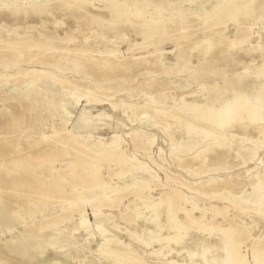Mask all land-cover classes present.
Masks as SVG:
<instances>
[{
	"label": "rangeland",
	"instance_id": "obj_1",
	"mask_svg": "<svg viewBox=\"0 0 264 264\" xmlns=\"http://www.w3.org/2000/svg\"><path fill=\"white\" fill-rule=\"evenodd\" d=\"M26 1L31 5L45 0ZM88 1L95 4L89 15L58 5L25 15L11 13L18 6L13 0H0V146L6 143L1 147L5 148L0 165L9 161L25 165L27 174L22 172V177L34 174L37 177L32 180L42 185L5 184V169L0 168V197L11 213L18 212L10 229L0 227V262L134 264L122 263L115 254L106 255V247L100 249L111 237L128 247L133 260L141 264H191L203 261L197 253L207 248V255L215 247L219 248L209 257L214 253V260L226 264L230 256L226 228L233 225L242 229L237 250L244 264H254L257 256L264 257V137L260 132L264 119L246 131L228 126L229 146L209 152L207 148L219 142L221 131L202 122H188L181 107L183 101L222 95L223 78L229 77L226 85L231 84L228 93H233L239 88L235 79L244 73L243 95L264 81V0L213 25L215 15L230 0L184 1L179 6L187 14L184 20L167 21L165 35L145 42L131 29L123 39L113 38L112 33L104 37L92 15L106 23L117 21L107 20L108 13L96 9L103 0ZM118 23L125 27L127 21ZM205 39L211 48L202 58L195 46ZM62 56L84 61L88 73L58 69L54 63ZM201 60L225 65V72L207 79L192 76ZM32 77L42 79L36 83V97L6 98L12 92L25 93ZM210 89H214L211 94ZM74 95L79 102L68 105L65 115L60 104ZM46 100L54 109L45 107ZM155 110L160 113L155 115ZM175 112L180 113L177 123L169 116ZM81 113L84 127L77 128ZM164 128L171 131L170 136ZM203 130L208 132L205 138H201ZM136 133L138 140H134ZM112 135H118L115 142ZM114 145L111 157L95 152ZM119 159L124 166L117 164ZM259 180L263 186L259 200H245L256 193L253 186ZM57 183L63 187L57 189ZM102 183L108 187H100ZM74 185L84 190L71 207L69 199L80 194L79 189H71ZM164 202L169 203L175 220L189 227L180 243L168 241L173 235L171 226L151 222L152 206ZM81 213L84 228L79 224ZM31 218L33 222L26 224ZM166 219L164 213L159 218L163 225ZM25 231L34 236L33 245L39 246L30 258L4 248L11 235L23 237ZM152 233L159 235L157 242L145 243ZM53 236L55 245L50 243Z\"/></svg>",
	"mask_w": 264,
	"mask_h": 264
},
{
	"label": "bare ground",
	"instance_id": "obj_2",
	"mask_svg": "<svg viewBox=\"0 0 264 264\" xmlns=\"http://www.w3.org/2000/svg\"><path fill=\"white\" fill-rule=\"evenodd\" d=\"M13 1L15 2V4L17 3L18 6L16 8H14V10H12L11 13H13V14L23 13L25 15L28 13H32V14L41 13V12L47 11V10L55 7V5H58V6L62 7L63 9L68 10L70 12L78 11L80 13H83L84 15H89L90 7H95L94 2L93 1L91 2L88 0H45L43 2H40V3L36 2L34 4H31V5H27L28 2L26 0H13ZM184 1L189 2V0H169V1H166V0L165 1L164 0H153V1L152 0H103L102 3L96 7V9L100 10V11H105L106 13H108V16L110 18H108L107 20L114 19L117 22L116 23H108L109 21L106 20L107 21V23H106V22H103L102 19L96 17L95 15H92V18L97 23V25L99 24L102 27L104 37H106L109 33H112L113 38H117V39L122 38L123 39L126 36L125 32L127 30L131 29L137 35L140 36V38L142 39L143 42H145L146 40L153 38L154 36H157L160 34L165 35V33L168 29L167 21H174V20L183 21L184 20V18L187 16V14L182 12L180 7H179L181 5V3H183ZM255 4H256V0H230L228 2V4L225 7H223V9L220 8L221 10L215 15V17L213 18V22H211V23L213 25V24L217 23L218 21H220V20L222 21L224 18L231 16L232 14L244 12L245 10L254 6ZM119 20L120 21L126 20L127 21L126 26L121 27V24L118 23ZM208 25H210V24H208ZM2 36H3V34L0 32V38H2ZM132 48L133 47H129V49H132ZM195 48H199V51L203 54L202 58H204V55H206L211 48V44L209 42V39L203 40L201 43L197 44L195 46ZM232 52H234V51H232ZM228 55H231V54H228ZM62 57L63 58H61L60 61H58L57 63H54V65L58 69L63 70V71L70 70V71L80 73V74H87L88 73V70L86 68L84 61H82L78 58H70L68 56H62ZM157 61H158V59H157ZM225 62H227V61H225ZM223 71L225 72V65L218 66V65H215V63H213V62H209L207 60H201L199 62V64L195 67V69L191 71V75L192 76L200 75L201 78L207 79L211 76L212 77L214 75L216 76V74L218 75L219 73H221ZM241 73L242 72H240V74ZM223 74L220 76H223ZM243 74L244 73H242V75ZM260 74H262V73H260ZM242 75H239L235 79L234 82H236L235 83L236 85L234 83L233 84L239 88H237V89L235 88V90L233 89L234 90L233 93H228V91H229L228 89H229V87H231V84L229 87H227L226 84H227V79L229 77L226 76L227 78H223L224 83L221 84L223 86V88H222V90H220L221 94L223 96L219 95V93H212V95H209L207 93L209 96L204 97L202 101H195V100H192L190 102L183 101V105L181 108H182V112H184L188 116V119H189L188 122H190V123H191V121H198L200 123L202 122L204 125H208L210 127H213L214 129L218 130V131H221L220 134H222V136H220L219 142L217 144H214V145L208 147L207 149L209 152H215V151L217 152V151L222 150L225 147L229 146V144L227 142V139L229 137L228 128H230L231 126L232 127L236 126L238 128H242L244 131H246L250 124L257 122L258 120L264 119V115H263V113H264L263 112V109H264V83L263 82L264 81L263 82L261 81L262 83H259V86L257 85V86H254L253 88H252V86H250V89L246 92L245 95H243L244 92L241 91L243 89V87L241 89V84H243L245 77ZM257 76L259 77V75H257ZM263 77H264V75H263ZM40 79H38L37 77H32L30 79L31 86L28 87V89L25 93L22 94V93L12 92L10 95L6 96V98L7 97L8 98H11V97L12 98L13 97L21 98L22 96H24L25 99H30L31 97H36V94L38 92V90L36 89V83ZM230 79H232V78H230ZM45 81H47V80H45ZM216 85H218V84L216 83ZM218 87H219V85H218ZM213 88H215V86ZM213 90L211 91V89H210V91H209L210 94H211V92H213ZM220 91H218V92H220ZM78 102H79V96L78 95L72 96L71 98H69V100H66L65 102L60 104V106L63 107L62 108L63 110L61 112L65 113V115H66V113L68 114V111H67L68 105L76 106V104ZM216 102H218V104ZM44 105L49 110L51 108H53L52 107L53 104L50 103L48 100H46L44 102ZM122 105L124 106V103H122ZM131 107L134 110H136L138 108V106H131ZM179 109H180V107H179ZM158 112L160 113V110H155V115ZM84 116H85L84 114L80 115L81 118L79 117L80 119L76 122L75 127H77V128L84 127V125L82 124V122L84 121L83 120ZM169 116L172 118V121L174 120V122H176V121L178 122L177 119L179 118L180 113L175 112L174 114H171ZM165 117H168V115L165 114ZM190 123H188V125ZM152 125H156V123L152 122ZM165 126L163 125V127H165ZM228 126H230V127H228ZM165 129H167V128H164L163 130H165ZM164 132L168 136L171 135V131L165 130ZM260 132L264 137V126L261 127ZM188 133H189V131H188ZM54 134H57V130H54ZM207 135H208L207 131H205V130L201 131V138H205V137H207ZM144 136H145L146 140H148L149 142L152 141V137L150 135H144ZM117 138H118V135H112L111 141L115 142V140ZM138 139H140V137H139L138 133H136L134 135V140H138ZM172 141H173V139H172ZM5 145H6V143H2V145L0 146V154L3 152V149L5 148V147L4 148H1V147L5 146ZM116 147H117V145H114L113 148H111V149H109V148H107V149L98 148L95 150V152L97 154L103 155V157L107 156V154H108V156L111 157L113 155V153L116 152L115 151ZM182 148H183V146L177 145L176 149L180 151V150H182ZM117 164L122 167L125 165V162H122L121 159H119V160H117ZM1 167L3 169H5V171H4L5 173L3 174V177H2V181L5 184H19V185H27V186H34V187H42L41 183L37 184V182H34L32 180L33 178L37 177L36 175L30 173L31 175L28 174L27 178L22 177V175H21L22 172L27 174L26 173L27 167L25 165L17 164V163H15V161H9L8 163L4 162L3 164H1L0 168ZM144 182L145 181H142V183H144ZM29 183H31V185ZM49 184L52 185L51 182ZM65 184H66V182H65ZM43 185H44V187H46L45 184H43ZM99 185L102 188L108 187V185H106L104 183L99 184ZM55 187L57 189H61L63 187V184L57 183V185H55ZM84 188H86V187H84ZM71 189H74V190L79 189L80 190V194L77 197L69 199V201H68L69 205L71 207H74L77 204V201L82 198L83 192H81V190H84V189L78 188L77 185L72 186ZM262 189H263V186H262L261 181L259 180L253 186V190L256 193L252 194L251 197H249V196L246 197L245 200H251L253 202H256L257 200H259V198L262 195ZM114 192L118 193L117 190H115ZM116 193L113 194V198L115 197ZM30 202L33 204V201H30ZM33 205L36 206L35 204H33ZM245 206L248 207L247 204ZM30 211H32V210H30ZM163 213L166 214V216H167V219L165 222L166 225H163L159 220V218L163 215ZM16 214H18V212H16ZM16 214L11 213L9 211V209L6 206V203L0 197V227L2 225V226H7L9 228L11 223L16 221V219H17ZM93 217H95V221L97 223L96 226L98 227L97 229L101 230L102 228H101L99 221H98L99 215L97 214V212L95 210H94V216ZM147 219H150V217ZM32 222H33V218H31L29 222H26V224L32 223ZM151 222L156 224L157 226H160V227L171 226V228L173 230L172 231L173 235L168 239V241L170 240V241H173L174 243L182 242L184 240L183 238H185L186 235L188 234L189 227L186 225H182L175 220V214L172 213V210H171L168 202H164L160 205H153L152 206ZM79 224L82 225L83 228L86 227L85 216L82 213L80 215ZM40 229H42V227ZM226 230L228 233L227 235L229 237L227 246H228V251L230 254L229 260L227 261L226 264H244L242 256L240 255L239 251L237 250V243H238L237 238L242 233V229H240L239 227L233 226V225H229L226 228ZM54 236L51 240L55 239ZM157 236H159V235H156L155 233L150 234V236L148 234V237L144 242L149 244V242L151 240L156 241ZM20 237L18 235L17 236L11 235L10 238L6 241V243H4V245H5L4 248L9 253H13V254L19 255V256L26 255L25 257H29V255L30 256L35 255L36 252L38 251L37 249H39V246L36 245L35 243H34L35 245H33V243H32L33 239L32 238L34 236L30 232L25 231L23 237H21V239H20ZM58 237H60V236H58ZM57 239L59 240V238H57ZM56 241L57 240L55 239L54 241L50 242L51 245L52 244L55 245ZM168 244H170V242ZM51 245H49V246H51ZM201 245H203V244H201ZM212 245H209V246H212ZM214 246H216V245H214ZM55 247L57 248V246H55ZM105 247H106V253H107L106 255L115 254L116 256H118L120 258L122 263H126L128 260H130L132 262H135L134 264H141V263L133 260L135 258L131 255L128 247L120 245L118 243V241L114 238L109 237L105 241V245L100 246V249H104ZM215 248H213V249H215ZM217 248H219V247H217ZM255 248L258 249V247H255ZM213 249H211V250L213 251ZM52 250H51V252H52ZM206 251H207V248L205 249V251H203L201 253L200 252L197 253L196 257H199V258L201 257V259L203 260V261H199V262L195 261V260L192 261V255H194V254H191L190 259H191L192 263L191 262L190 263L191 264H222V259L214 260L212 258L215 256L214 253H213V256H210L212 258L211 261L209 259H207L206 256H208V258H210L209 255H211L212 251L210 254L207 252V255H205ZM173 262L174 261H169L168 264H173ZM0 264H2V262H0ZM4 264H10V262L5 261ZM186 264H187V262H186ZM254 264H264V257L261 258L260 256H257V258L254 261Z\"/></svg>",
	"mask_w": 264,
	"mask_h": 264
}]
</instances>
